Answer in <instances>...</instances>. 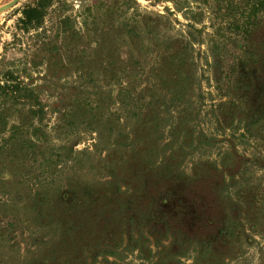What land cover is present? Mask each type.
Returning a JSON list of instances; mask_svg holds the SVG:
<instances>
[{
  "label": "rangeland",
  "instance_id": "1",
  "mask_svg": "<svg viewBox=\"0 0 264 264\" xmlns=\"http://www.w3.org/2000/svg\"><path fill=\"white\" fill-rule=\"evenodd\" d=\"M0 0V264H264V0Z\"/></svg>",
  "mask_w": 264,
  "mask_h": 264
},
{
  "label": "trees",
  "instance_id": "2",
  "mask_svg": "<svg viewBox=\"0 0 264 264\" xmlns=\"http://www.w3.org/2000/svg\"><path fill=\"white\" fill-rule=\"evenodd\" d=\"M41 4H37L36 7H28L24 10V15H25V20L26 22H31V21H38L42 17V11L40 7H43V2L45 0H40L39 1ZM133 3H137L135 0H132Z\"/></svg>",
  "mask_w": 264,
  "mask_h": 264
},
{
  "label": "water",
  "instance_id": "3",
  "mask_svg": "<svg viewBox=\"0 0 264 264\" xmlns=\"http://www.w3.org/2000/svg\"><path fill=\"white\" fill-rule=\"evenodd\" d=\"M15 1H16V0H14L13 2H11V3L7 4V5H5L3 8H6L7 6H10V5L13 4Z\"/></svg>",
  "mask_w": 264,
  "mask_h": 264
}]
</instances>
